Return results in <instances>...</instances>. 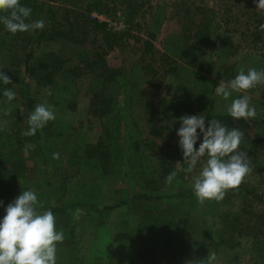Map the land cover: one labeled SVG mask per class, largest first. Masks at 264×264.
<instances>
[{
	"label": "rangeland",
	"instance_id": "rangeland-1",
	"mask_svg": "<svg viewBox=\"0 0 264 264\" xmlns=\"http://www.w3.org/2000/svg\"><path fill=\"white\" fill-rule=\"evenodd\" d=\"M106 2L110 12L98 21L82 0H20L32 10L26 22L44 19V29L0 30V71L15 85L0 81V221L23 191L34 190L38 212L51 210L65 237L57 243L56 264H130L145 241L160 236L161 264H208L209 253L216 256L213 264H264V237L255 234L264 224V204L253 197L264 200V84L232 91L228 100L216 93L241 69L264 71V21L249 23L237 5V17L226 26V0ZM92 21L105 23V32H94ZM248 23L257 30H248ZM200 24L208 26L209 38L194 56L187 49ZM48 52L62 68L45 86L25 65ZM5 89L15 91L14 100L3 96ZM95 93L101 116L89 110ZM245 95L258 115L234 119L228 107ZM45 102L56 119L35 136H23L30 114ZM5 108L10 115H3ZM201 114L233 118L253 164L221 201L196 197L192 177L202 163L183 171L180 118ZM197 132L198 150L203 135ZM103 142L108 158H91V147ZM26 144L36 147L25 153Z\"/></svg>",
	"mask_w": 264,
	"mask_h": 264
},
{
	"label": "clouds",
	"instance_id": "clouds-1",
	"mask_svg": "<svg viewBox=\"0 0 264 264\" xmlns=\"http://www.w3.org/2000/svg\"><path fill=\"white\" fill-rule=\"evenodd\" d=\"M257 9H264V0H257ZM32 10L22 6L20 0H0V23L7 31L16 34L45 27L44 19L27 23ZM264 32V24L259 25ZM0 81L4 85L13 84V81L3 71H0ZM264 84V71L244 69L231 81L222 80L216 88V93L228 100L232 91H247ZM15 85L13 84V88ZM3 96L8 101L16 97L15 91L3 90ZM228 113L234 119L256 118L258 115L255 106L250 105L249 97L243 96L232 101ZM11 114L10 108L3 110V115ZM55 108L52 105L37 104L30 114L27 123L28 130L23 136H35L37 130L43 129L49 121H54ZM3 125L7 121L2 122ZM181 127L178 130L179 147L183 153V169L185 173H192L198 163H202L199 174L192 177L193 190L198 200L221 201L230 189H237L246 176L253 171L252 160L247 151L241 150L245 139L243 131L237 128H228L220 120L207 119L205 114L185 115L180 118ZM207 123V126H206ZM203 135V141L197 150L200 140L197 130ZM35 144H26L24 151L34 150ZM207 156L206 161L201 158ZM53 159H59V153L53 154ZM177 164H181L177 162ZM175 171L169 173L166 180L170 184L176 177ZM38 198L34 190L23 191L6 208V215L0 221V264H56L57 243L63 242V232H57L56 219L51 210L43 213L37 210ZM208 264L216 260L214 253H209ZM193 264V262H189ZM200 264V262H199Z\"/></svg>",
	"mask_w": 264,
	"mask_h": 264
},
{
	"label": "trees",
	"instance_id": "trees-1",
	"mask_svg": "<svg viewBox=\"0 0 264 264\" xmlns=\"http://www.w3.org/2000/svg\"><path fill=\"white\" fill-rule=\"evenodd\" d=\"M84 2V8L87 13L96 12L98 14L102 15H108L110 12L108 3L106 0H82ZM225 1V0H220ZM226 3L228 5L227 10V17L224 19L225 25L231 21L234 20L237 16L233 14L232 8L235 10L237 9V5H239V11H241V14L239 16L248 17L246 20L251 23L250 20H252L255 17H259L262 21H264V9H257V0H226ZM225 5V6H227ZM7 13H0V15H6ZM252 16V17H249ZM248 23V30H257V28L254 29V25H251ZM92 30L94 32H105L106 30V24L105 23H98L96 21L91 22ZM2 23H0V30L2 28L5 30V26ZM208 26L206 24H200L197 28H195L193 33V40L192 45L187 49L189 52H191L194 56L196 54H201L204 51V47L206 44V40L209 38L208 35ZM256 35V39H259ZM38 40L42 41H49L51 38L44 35L37 36ZM186 50V51H187ZM92 58L95 60H102L101 56L97 53L92 54ZM62 68V62L57 58L56 54L53 52H48L43 55L42 59L36 63L35 65L28 66L25 65L26 73L29 77L36 79L39 84L49 86L53 83V81L58 77L60 71ZM101 106H103V103H99V96H97V93L94 94V97L90 101L89 110L90 113L95 116H101ZM105 114V113H103ZM209 119H217L220 120L223 124H225L228 128H237L232 122L231 117L229 116H209ZM239 124H242V122L239 121ZM243 125V124H242ZM207 126V125H206ZM91 149L93 150V154L91 155V158H98L102 161L106 160L108 158V149L105 142L98 143L96 146H92ZM207 157V156H206ZM248 194L250 195L251 192L248 191ZM254 198L259 200L262 204H264V200L256 195H253ZM255 234H259L260 236L264 237V224L259 229L255 231ZM255 235V236H256Z\"/></svg>",
	"mask_w": 264,
	"mask_h": 264
},
{
	"label": "crops",
	"instance_id": "crops-1",
	"mask_svg": "<svg viewBox=\"0 0 264 264\" xmlns=\"http://www.w3.org/2000/svg\"><path fill=\"white\" fill-rule=\"evenodd\" d=\"M145 229L143 228L142 230L145 231ZM160 227L158 228L159 231ZM151 230V229H150ZM155 231V228H152V231ZM151 231H149L150 233ZM148 233V231H147ZM146 242V248L141 251L138 252L136 254V256H131L130 259V264H161V250H160V246L161 243H163V240L161 239V236L158 238V242L156 241V243H152L151 241H145ZM140 245H142V243L140 242ZM156 251V252H155ZM132 255V253H131ZM157 255L158 260L155 259V256ZM141 256V257H139ZM171 264V263H168Z\"/></svg>",
	"mask_w": 264,
	"mask_h": 264
},
{
	"label": "built area",
	"instance_id": "built-area-1",
	"mask_svg": "<svg viewBox=\"0 0 264 264\" xmlns=\"http://www.w3.org/2000/svg\"><path fill=\"white\" fill-rule=\"evenodd\" d=\"M91 16H92V18H94V19H96V20H98V21H106V20H105V16L102 15V14H98V13H96V12H93V13L91 14Z\"/></svg>",
	"mask_w": 264,
	"mask_h": 264
}]
</instances>
